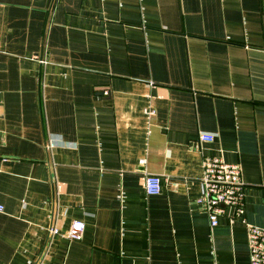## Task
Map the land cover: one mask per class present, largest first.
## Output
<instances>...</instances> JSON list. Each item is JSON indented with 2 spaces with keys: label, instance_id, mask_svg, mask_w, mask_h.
<instances>
[{
  "label": "crops",
  "instance_id": "obj_1",
  "mask_svg": "<svg viewBox=\"0 0 264 264\" xmlns=\"http://www.w3.org/2000/svg\"><path fill=\"white\" fill-rule=\"evenodd\" d=\"M203 155L264 228V0H0V264H251Z\"/></svg>",
  "mask_w": 264,
  "mask_h": 264
},
{
  "label": "built area",
  "instance_id": "obj_2",
  "mask_svg": "<svg viewBox=\"0 0 264 264\" xmlns=\"http://www.w3.org/2000/svg\"><path fill=\"white\" fill-rule=\"evenodd\" d=\"M40 62L46 63V58H41ZM153 113L154 111L151 110ZM200 141H213L214 136L208 133H201ZM54 142L47 143L48 148H52ZM203 174L201 182L203 184V194L198 199L204 211L207 213L210 225L215 227L219 224L220 218L225 216L227 209H232L231 220H240L247 226L248 246L251 264H264V228L249 223L246 220V184L242 177V167L240 163L227 162L221 156L203 155ZM163 180L156 174H147L145 178V190L148 195H157L162 192ZM0 211H4V206L0 203ZM85 228L83 221L76 220L71 227L64 231L69 238L79 239L82 237ZM60 229L51 227L49 235L60 233ZM47 243L40 253L36 264H41L47 252Z\"/></svg>",
  "mask_w": 264,
  "mask_h": 264
}]
</instances>
